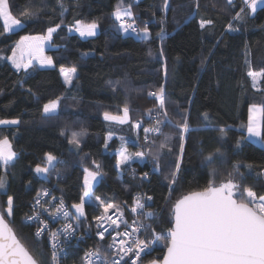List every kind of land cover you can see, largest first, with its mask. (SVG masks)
<instances>
[{
  "label": "trees",
  "instance_id": "obj_1",
  "mask_svg": "<svg viewBox=\"0 0 264 264\" xmlns=\"http://www.w3.org/2000/svg\"><path fill=\"white\" fill-rule=\"evenodd\" d=\"M8 3L23 25L3 33L0 20V56H9L20 37L46 35L49 27L60 25L45 49L53 59L51 66L33 65L27 71H17L6 59L0 60V119L19 121L0 126V138L7 137L17 153L7 168L0 166V176L5 178V187L0 189V214L38 264H52L51 252L45 237L35 238L34 225L23 220L30 203L37 193L49 189L65 201L70 216H74L72 205L80 202L84 167L98 164L100 168H95L101 173L94 184L92 202L85 205V216L73 219L88 236L80 245L67 249L63 264H80L86 248L104 251L105 242L92 236L94 217L103 212L97 196L123 207L128 218L137 216L141 224L149 226L146 237L151 239L152 229L167 235L175 202L202 190L209 179L219 184L232 172L241 183V191L250 187L258 195L264 194V141L242 139L247 136L249 107L264 109V77H259L253 87L248 75L249 71L264 69V5L253 13L243 0H234V6L226 0H170L165 12L163 0H61L66 9L61 15L57 0ZM117 6H131L138 29L147 24V40L120 30L113 16ZM26 7L38 10V14L25 18L20 14ZM241 7L245 8L242 18L235 20ZM202 19L213 23L201 29ZM77 20L96 22V35H78L74 31ZM161 29L163 38L158 35ZM61 67L76 68L71 84L62 81ZM162 85L163 109L155 96L149 95ZM57 97L58 110L45 115L42 104ZM125 105L129 108L126 123L102 118L105 111L120 115ZM148 110L162 121L161 130L138 143L151 115ZM202 113L208 114L209 121L203 120ZM185 114L190 129L185 133L181 167L173 184L170 174L180 156V130L175 125L183 122ZM259 119L264 134V113L259 114ZM136 121L142 126L135 130ZM221 127L226 129L223 135L218 131ZM81 130L85 134L79 137V146L70 145L71 133ZM109 133L112 137L107 140ZM166 136L170 137L167 147L161 149ZM122 143L132 153L142 150L145 157H133L128 164L116 168L115 150ZM46 152L54 154L57 161L42 178L33 167L44 166ZM210 154L211 162L206 160ZM157 162L159 171L155 170ZM234 165L238 168L234 169ZM213 170L215 176L211 175ZM144 173H148L147 178ZM135 193L151 197L145 210L153 211L154 217L145 219L131 211ZM9 196L14 200L11 217L6 211ZM165 243L164 239L157 241L140 264L159 260Z\"/></svg>",
  "mask_w": 264,
  "mask_h": 264
},
{
  "label": "snow or ice",
  "instance_id": "obj_2",
  "mask_svg": "<svg viewBox=\"0 0 264 264\" xmlns=\"http://www.w3.org/2000/svg\"><path fill=\"white\" fill-rule=\"evenodd\" d=\"M227 4L234 6V0H226ZM60 8L62 9L61 15H63L64 9L61 0H57ZM264 5V0H243V5L247 7L251 12H256L257 5ZM170 7V0H163L162 10L167 11ZM199 10V4L195 5ZM245 11L244 7L240 8L239 12H236L234 19L240 20L242 13ZM38 14L33 12L30 7H26L24 12L20 15L25 18H30ZM115 20L119 22V28L123 32L131 31L136 33L141 39L147 40L149 38V29L147 24L142 29H138L135 26L133 12L131 6L127 8H121L117 6L113 12ZM0 20L3 22V33L10 32L17 27L23 25V21L14 16L9 7L8 0H0ZM131 21V22H129ZM212 20H201L199 27L205 29L206 26L212 25ZM60 27L59 24L55 27H49L46 35L36 36H22L20 40L16 42V46L12 49L10 56H0V60L11 61L12 65L19 71L21 68L26 71L33 67V61L35 60L41 66L52 65V57L44 55L45 42L52 39V35ZM98 25L96 22L84 23L77 20L75 22L74 30L79 33L81 37H91L96 35V29ZM231 30V25H229ZM72 31V28L69 29ZM3 33H0L2 35ZM142 33V35H141ZM158 35L163 38V29ZM151 54V53H149ZM162 54V53H161ZM203 64V61H201ZM76 68H63L60 72L63 76L64 83L66 85L71 84L76 74ZM248 75L252 78L253 87H256V82L259 77H264V69L260 72L249 71ZM150 96H155L159 102V107L163 109L165 107L164 101V87L163 85L158 92L149 93ZM60 97L49 100L43 104V113L45 115L54 114L58 108ZM123 115H113L109 112L104 113V119L108 121H117L120 124H124L129 118V108L125 105L122 109ZM149 115L151 110H148ZM187 112V110H185ZM264 113V109L257 105L249 107V117L247 123V136L242 139L257 138L260 141H264V134H262L261 122L259 115ZM204 121H209L207 113H202ZM164 116H167V112H164ZM18 120H0V124H18ZM161 120L157 119L155 126L144 128L145 133L160 132ZM168 123H171L168 121ZM141 123L134 124L133 127H141ZM176 128L180 130V156L177 157L175 170L171 172V183H175L177 173L181 167V157L184 153L185 147V133L190 129L189 117L187 114L183 117V122L176 123ZM220 134H225L226 129L221 127L218 129ZM65 133L62 131L61 135ZM85 132H72L71 138L68 140L70 145L80 144L79 137L83 136ZM170 137H165V142L160 144V148L167 147V140ZM236 147H240L238 141ZM169 151L171 149L169 148ZM219 149H217V152ZM116 167L119 169L122 165L128 164L133 157L143 158L145 153L137 151L130 153L126 147H122L117 151ZM17 153L13 150L11 143L7 137L0 139V166L7 168L16 158ZM206 160L211 162L213 160V154L206 157ZM57 161V157L50 153H44V166L39 164L35 168L37 174H48L52 170V166ZM95 164V162H93ZM97 169L100 165L95 164ZM234 169L238 166L234 165ZM251 167V166H249ZM156 171L160 170L159 162L156 164ZM83 188L80 196V202L74 203L72 207L76 210L78 215L72 216L74 220H78L79 217L85 216V205L91 203V197L94 195V182L97 180L101 173L92 171L87 167L83 169ZM215 176V170L211 173ZM148 173H144V177L147 178ZM242 178V174H241ZM168 179V177H165ZM5 187V178L0 176V189ZM44 196L49 195L47 191L43 193ZM41 194L37 193L35 199V205L40 206L44 212H48L49 215L56 217L57 214H61L67 220L69 219V213L65 210L64 201L61 199L59 204L55 205V210L51 211L48 208H43V204L40 199ZM55 199V198H53ZM98 206L103 209V212L94 217L98 228H102V231H98L97 235L100 239H104L105 232L108 228L115 225L119 228L118 220H122V210L113 203H108L102 200L99 196L96 198ZM151 200V197L147 198ZM13 197L9 196L7 201V215L11 217L13 215ZM134 206L131 208L133 213H137L140 210V214L145 218H151L155 216V213L151 210L144 211L146 205L141 202V198L135 197L133 200ZM110 209H116L120 215L117 219H113L109 215ZM35 212V207L33 208ZM172 223L167 229V235L157 234L155 229L151 230V239H141L139 236L135 240L131 237L133 234L138 233L143 228L148 231L149 226L138 224L134 221V224L138 226L132 227V232L127 231L121 233L117 232L113 237L112 242L108 245L112 249V256H119L118 259H111L107 253H102L101 249L97 247L95 250H91L85 253V264H95L93 257L96 261H102V264H128V257L131 264H139L141 253H146L152 248L157 241L164 239L165 247L167 249L162 264H264V195H258L250 187H244L241 191V183L234 178L232 172L228 173L227 180L221 181L219 184L214 179H209L207 185L200 191H192L187 195H184L178 199L172 208ZM27 220H39V213L35 217L28 216ZM103 222V223H101ZM110 222V223H109ZM42 225L37 230L35 235L39 237L46 227L45 221L40 220ZM104 224H108V227H104ZM78 224L65 223L59 233H51V239L54 241L52 244L51 260L52 264H57L58 249H59V237L63 235L65 240L70 239L78 228ZM120 237L119 240L116 237ZM82 238V237H81ZM132 253V256L129 254ZM0 264H38L29 251L20 243L16 238L13 229L6 222L5 216L0 214ZM149 264H160L156 259L149 261Z\"/></svg>",
  "mask_w": 264,
  "mask_h": 264
},
{
  "label": "built area",
  "instance_id": "obj_3",
  "mask_svg": "<svg viewBox=\"0 0 264 264\" xmlns=\"http://www.w3.org/2000/svg\"><path fill=\"white\" fill-rule=\"evenodd\" d=\"M129 22H131V21H129ZM128 32L133 33L131 31H128ZM155 121H156V116L155 115H150L149 121H148V124H147L146 128L155 126ZM150 133H153V132H150ZM150 133H145L144 132L142 134L141 140L143 142H146L148 140V135ZM45 191H47L49 193V195L44 196L43 193ZM39 193L41 194L40 199H41V202L43 204V208H48L51 211L55 210V205L59 204L60 200L62 199L61 197H58L57 195L53 194L49 189H44V190H42ZM135 197L141 198V202L144 203L145 205H146V203H148L147 197L142 195L141 193H135L134 194V198ZM36 198H37V196H35V198L30 203L29 213L24 217L23 220H24L25 223L34 225L33 233H34L35 238L39 239L41 237H45V239L47 241V244H48V247L50 249V252L52 254V244H53L54 241L51 239V233H53V232L59 233L60 230L63 228L65 223H72V224H76V223L71 218L70 213L68 211L67 204L65 203V201L63 199L62 200L64 201L65 210L69 213V219H67V220L61 214H57L56 217H53V216L49 215L48 212H44L43 209L40 206H36L35 205V199ZM53 198H55V199H53ZM34 207L36 209L35 212L33 211ZM118 208L120 210H122V213H123L122 220H118L117 221L118 224H119V228H117L115 225H112V227L108 228V231L105 232L104 239H100L99 236L97 235V232L98 231H102L103 229L102 228H98V226L96 224V221H95V229H94V231L92 233V236H93V238L95 240L100 241V242H105L104 246H103L104 247V251H101V252L102 253H107L110 256L111 259H118L119 258V256H112V249H110L108 247V245L112 242L113 237L116 236V233L117 232L123 233L125 231L131 233L132 232V227H129L130 225L131 226H138V224H141V222L139 221V218L137 216H132L131 218H128L126 216V214H125V211H124L123 207L119 206ZM37 213H39V220H36V219L27 220L26 219V217H28V216L35 217L37 215ZM137 213H140V210H138ZM109 215H111L113 219H117V217L120 215V213L117 212L116 209H112V210L109 211ZM40 220L45 221L46 227H44L41 235L39 237H37L35 235V233L37 232V230L39 228L42 227V225L39 223ZM134 221L138 222V224H134ZM101 223H103V222H101ZM104 227H108V224H104ZM87 234H88V232L81 231L79 229V227H78L76 232L74 233V235L68 240H65L63 235H60V237H59L60 243H59V249H58L57 264H63L62 260H63L64 256L66 255L67 249L72 247V246L80 245L81 242H83L85 240V238H86L85 236H88ZM137 236H139L141 239L146 238V231H143L142 228H141L140 232L135 233V234L132 235L131 240L129 241V243H131L132 240H135ZM116 239L119 240L120 237L117 236ZM91 250H95V249L86 248V249L83 250V252L81 254V263L80 264H85V261L83 259L84 255H85L86 252L91 251ZM150 250H148L146 253H148ZM146 253H141V257L143 258L146 255ZM129 256H132V253H130ZM142 258L140 259L139 264L141 263ZM124 259L128 260V264H131V261L129 260L128 257H125ZM93 261L95 262V264H102V261H96L95 257H93Z\"/></svg>",
  "mask_w": 264,
  "mask_h": 264
},
{
  "label": "rangeland",
  "instance_id": "obj_4",
  "mask_svg": "<svg viewBox=\"0 0 264 264\" xmlns=\"http://www.w3.org/2000/svg\"><path fill=\"white\" fill-rule=\"evenodd\" d=\"M259 6H261V4H258V5H257V8H258ZM1 22H2V20H1ZM2 24H3V22H2ZM18 28H19V27L15 28V29H18ZM15 29H14V30H15ZM74 31H75V30H74ZM75 32H76V31H75ZM77 33H78V32H77ZM78 35H79V33H78ZM19 40H20V39H19ZM19 40H17V41H19ZM17 41H16V42H17ZM47 42H48V41L45 42V47H44V55H45V56H47L46 53H45V49L48 47V43H47ZM15 46H16V43L14 44V47H15ZM11 54H12V52H11ZM11 54H10V55H11ZM10 55H9V56H10ZM7 61H8V60H7ZM8 62L12 65L11 61H8ZM33 65H37V66H39L40 64H38V63L34 60V61H33ZM12 66H13V65H12ZM40 66H41V65H40ZM13 67H14V66H13ZM14 68H15V67H14ZM64 68L67 69L68 67H64ZM15 69H16V68H15ZM59 72H60V70H59ZM60 76H61L62 81L64 82V79H63V76L61 75V72H60ZM258 79H259V78H258ZM258 79H257V81H258ZM45 103H47V102H45ZM41 109H43V104H42ZM57 110H58V108H57ZM57 110H56V111H57ZM42 112H43V111H42ZM105 112H109V111H105ZM105 112L102 113V118H103V119H104V113H105ZM109 113H111V112H109ZM111 114H113V115H117V114H114V113H111ZM122 115H123V114H122ZM151 115H155V116L157 117V114H156V113H152ZM258 115H259V114H258ZM0 120L11 121V120H18V119H17V118H2V119H0ZM104 120H105V119H104ZM136 123H138V121H136L134 124H136ZM10 125H16V124H0V126H10ZM140 137H141V136H140ZM0 139H2V138H0ZM138 141H139L138 143H140V142L142 143V142H143V141L139 138V136H138ZM12 148H13V147H12ZM13 150H14V149H13ZM139 151H142V150L139 149ZM142 152H143V151H142ZM144 157H145V155H144ZM144 157H143V158H144ZM140 159H141V158H140ZM40 166L43 167L42 165H40ZM35 168H36V166L33 167V171H34V173H35L38 177H42V178H43V177L46 176L45 174H37V173L35 172ZM89 169L92 170V171H97V169H96L95 167H93V168H89ZM98 178H99V176H98ZM98 178H97V180H98ZM97 180H96V181H97ZM96 181H95V182H96ZM95 182H94V184H95ZM72 209H73V211H74V216H75V215H78V214L76 213V210H75L73 207H72ZM144 210H145V209H144ZM109 211H110V210H109ZM145 211H148V209H146ZM141 262H142V261H141Z\"/></svg>",
  "mask_w": 264,
  "mask_h": 264
},
{
  "label": "crops",
  "instance_id": "obj_5",
  "mask_svg": "<svg viewBox=\"0 0 264 264\" xmlns=\"http://www.w3.org/2000/svg\"><path fill=\"white\" fill-rule=\"evenodd\" d=\"M40 66V65H39ZM49 65H45V66H40V67H48ZM51 66V65H50ZM123 114V112L120 114V115H122ZM106 121H108V120H106ZM109 122H113V123H119V122H117V121H109ZM134 125V124H133ZM134 129L136 130V127H134ZM112 137V134H107V136H106V139L107 140H109L110 138ZM252 140H254V141H256V142H258L259 140L257 139V138H251ZM122 147H126V145H125V143H122L121 144V146L118 148V149H116L115 150V153L117 154V151L119 150V149H121ZM127 148V147H126ZM128 149V148H127ZM128 151L130 152V150L128 149ZM130 153H132V152H130ZM116 159H117V155H116ZM115 165H116V162H115ZM117 168V167H116ZM264 195V194H263Z\"/></svg>",
  "mask_w": 264,
  "mask_h": 264
},
{
  "label": "water",
  "instance_id": "obj_6",
  "mask_svg": "<svg viewBox=\"0 0 264 264\" xmlns=\"http://www.w3.org/2000/svg\"><path fill=\"white\" fill-rule=\"evenodd\" d=\"M172 216H173V213H172ZM166 251H167V249H166V247H165V248H164V251H163V254H162V256H161V258L158 260V261L160 262V264H162V262H163V259H164V256H165V254H166ZM144 264H149V262L144 263Z\"/></svg>",
  "mask_w": 264,
  "mask_h": 264
}]
</instances>
